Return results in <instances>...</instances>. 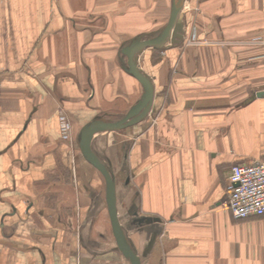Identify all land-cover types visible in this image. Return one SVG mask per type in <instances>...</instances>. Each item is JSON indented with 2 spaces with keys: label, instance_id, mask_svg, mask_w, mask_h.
I'll return each mask as SVG.
<instances>
[{
  "label": "crops",
  "instance_id": "crops-1",
  "mask_svg": "<svg viewBox=\"0 0 264 264\" xmlns=\"http://www.w3.org/2000/svg\"><path fill=\"white\" fill-rule=\"evenodd\" d=\"M171 3L0 0V264H132L78 140L139 101L121 50L155 38ZM186 4L183 40L138 57L154 88L148 115L98 133L92 150L141 264H264V215L222 207L231 167L264 162V0Z\"/></svg>",
  "mask_w": 264,
  "mask_h": 264
},
{
  "label": "water",
  "instance_id": "water-1",
  "mask_svg": "<svg viewBox=\"0 0 264 264\" xmlns=\"http://www.w3.org/2000/svg\"><path fill=\"white\" fill-rule=\"evenodd\" d=\"M187 0H172L171 11L167 24L160 30L155 38H135L121 53L126 58V71L142 86V96L139 101L116 122L93 120L86 124L79 134V150L84 159L102 176L105 184V202L108 216L119 250L126 255L132 264H141L136 253L121 239L115 208V185L113 177L106 164L93 152V138L100 132L124 129L142 121L149 113L152 105L154 88L151 80L143 74L138 66V57L147 48L162 49L167 45H177L183 40V3Z\"/></svg>",
  "mask_w": 264,
  "mask_h": 264
},
{
  "label": "built area",
  "instance_id": "built-area-1",
  "mask_svg": "<svg viewBox=\"0 0 264 264\" xmlns=\"http://www.w3.org/2000/svg\"><path fill=\"white\" fill-rule=\"evenodd\" d=\"M254 43L264 47V40L254 39ZM196 44L195 32L187 45ZM61 139L71 141V126L65 115L59 118ZM224 210L236 220H245L264 215V162L234 164L227 178L226 199L222 204Z\"/></svg>",
  "mask_w": 264,
  "mask_h": 264
},
{
  "label": "bare ground",
  "instance_id": "bare-ground-1",
  "mask_svg": "<svg viewBox=\"0 0 264 264\" xmlns=\"http://www.w3.org/2000/svg\"><path fill=\"white\" fill-rule=\"evenodd\" d=\"M187 8V4L186 2L183 3V6H182V11L185 10Z\"/></svg>",
  "mask_w": 264,
  "mask_h": 264
},
{
  "label": "rangeland",
  "instance_id": "rangeland-1",
  "mask_svg": "<svg viewBox=\"0 0 264 264\" xmlns=\"http://www.w3.org/2000/svg\"><path fill=\"white\" fill-rule=\"evenodd\" d=\"M185 11V10H184Z\"/></svg>",
  "mask_w": 264,
  "mask_h": 264
}]
</instances>
